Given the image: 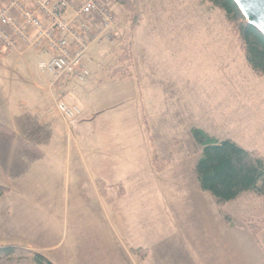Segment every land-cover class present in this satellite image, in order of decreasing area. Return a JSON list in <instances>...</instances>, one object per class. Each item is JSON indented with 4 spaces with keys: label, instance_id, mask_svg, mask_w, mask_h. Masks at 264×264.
Segmentation results:
<instances>
[{
    "label": "rangeland",
    "instance_id": "rangeland-1",
    "mask_svg": "<svg viewBox=\"0 0 264 264\" xmlns=\"http://www.w3.org/2000/svg\"><path fill=\"white\" fill-rule=\"evenodd\" d=\"M130 2L132 11L116 0L114 42L93 45L86 58L90 78L91 68L101 66L93 80L101 84L83 99L105 110L85 127L90 137L83 142L112 153L91 172L40 166L23 138L29 92L18 74L25 66L15 73L9 54L0 58V122L13 128L21 122L19 134L0 132V185L6 187L0 198L10 184L25 206L24 218H16L0 200V248L15 249L0 264H37L35 253L54 264H158L160 253L177 244L188 249L203 228L224 220L215 197L199 185L202 147L192 128L258 151L264 161V76L249 65L223 10L208 0ZM112 59L111 68L123 64V75L132 64V77L103 72ZM37 65L31 60L29 73L39 74ZM135 87L144 88V103L136 101ZM13 162L17 168L9 169ZM46 183L53 186L41 199ZM243 194L224 210L235 223L263 225L264 197Z\"/></svg>",
    "mask_w": 264,
    "mask_h": 264
},
{
    "label": "crops",
    "instance_id": "crops-1",
    "mask_svg": "<svg viewBox=\"0 0 264 264\" xmlns=\"http://www.w3.org/2000/svg\"><path fill=\"white\" fill-rule=\"evenodd\" d=\"M95 44L99 43H93L91 47ZM112 54L114 53H111V56ZM8 57L13 59L16 63L15 65H17L15 73L19 72L18 67L20 63H23V66H25V74H18L23 82L22 85L26 86L29 92L23 102L24 106H28V111H26L23 120V127L26 132L23 138L32 146L27 149L37 154V158L41 159V162H39L40 166L43 164L47 170L59 171L65 165L69 174L71 168L74 170L76 168H79V170L85 169L91 172L93 165L97 166V168L102 167L101 165L105 159L103 154H105L106 157H111L112 153L109 151H104L103 153L104 149L96 148L87 142H83L84 140L87 141L90 137L89 133L83 134L85 133V127L94 123L100 114H102V110H105V108L97 109L93 104H89L90 102L87 103L83 99V95L87 93V91L93 88L95 90L96 86L101 84L99 82V84L94 86L93 82L94 78L98 76L97 71L101 66L96 63L95 67L98 68L94 70L91 68L93 72L92 77L89 78L85 84H80L76 81H69L66 79L55 80L52 76L41 73L39 70V74L29 73L31 60L38 59V61H40L46 59L49 57L47 52L19 49L10 53ZM113 59L106 65L110 70H103V72L106 71L107 75L109 74L111 78H131L132 72L130 68L132 64L130 67H126V72L123 75V72L119 70V68L123 67V64L121 65L122 67L119 66L118 68L110 67L113 63ZM90 60L91 59L87 61L86 65H88V62L91 63ZM25 75L27 78L29 77V79H25L23 77ZM137 79L140 80L139 78ZM135 89L138 91V88L135 87ZM138 93L136 95V101L144 103L147 99H145L144 88H139ZM61 99L69 105L81 108L83 116L74 120L67 119L57 108V103ZM5 122L7 123V121ZM20 123V120L14 123L16 128H13L12 125H8L9 128L15 132V135L19 134L18 128ZM96 154H100L101 157L96 159ZM37 158L31 156L32 163L37 162ZM12 166L15 167V169L17 168L15 162L11 163L8 168L10 169ZM48 179H50V177H48ZM67 182L69 186V180ZM47 185L46 183V186ZM92 185L94 186V192L101 195L99 182L94 178L92 180ZM51 186H53V184H50L48 190L45 192L38 191V194H41V199L50 195ZM9 187V192L2 196L3 198L1 197L0 200L4 199V202L7 203L6 208L9 216L12 214L16 217L18 214L19 217L24 218L22 215V213L25 212V206L24 208L22 207L24 200L20 198L18 192H15V189L10 184ZM242 195L244 194L242 193L236 199L227 202L225 206L227 204L236 203ZM60 196L62 197V195ZM54 201H56V197L51 196L50 202ZM219 223L220 227L218 228H203V232H199L200 237H197V242H192L188 249L185 245L177 244V247H173L171 251L160 253L157 263L264 264V222L263 225H259L260 232L258 235H255L251 230L248 226L249 223H235L234 220L233 223H227L223 219L219 220ZM44 247L45 250H50L52 247L54 248V246L47 245Z\"/></svg>",
    "mask_w": 264,
    "mask_h": 264
},
{
    "label": "built area",
    "instance_id": "built-area-1",
    "mask_svg": "<svg viewBox=\"0 0 264 264\" xmlns=\"http://www.w3.org/2000/svg\"><path fill=\"white\" fill-rule=\"evenodd\" d=\"M116 0H7L0 7V58L19 49L47 52L38 62L41 73L55 80L85 84L93 43H113ZM69 120L82 116L79 107L57 103Z\"/></svg>",
    "mask_w": 264,
    "mask_h": 264
},
{
    "label": "trees",
    "instance_id": "trees-1",
    "mask_svg": "<svg viewBox=\"0 0 264 264\" xmlns=\"http://www.w3.org/2000/svg\"><path fill=\"white\" fill-rule=\"evenodd\" d=\"M208 1L223 10L249 65L256 74L264 76V35L246 21L234 0ZM119 3L132 11L130 0H119ZM0 132L12 133V130L0 122ZM192 135L202 147V155L196 165L200 187L216 198L225 222L233 223L232 216L224 210L227 202L247 191L264 197V161L258 151L247 150L231 139L213 138L199 128H192ZM27 147L32 146L29 144ZM5 188L0 185V196L6 191ZM248 226L255 235L259 234L260 226L253 223ZM14 253L15 249L11 247L0 248V258L10 257ZM34 261L37 264H54L40 253L34 254Z\"/></svg>",
    "mask_w": 264,
    "mask_h": 264
},
{
    "label": "water",
    "instance_id": "water-1",
    "mask_svg": "<svg viewBox=\"0 0 264 264\" xmlns=\"http://www.w3.org/2000/svg\"><path fill=\"white\" fill-rule=\"evenodd\" d=\"M246 21L264 35V0H234Z\"/></svg>",
    "mask_w": 264,
    "mask_h": 264
}]
</instances>
